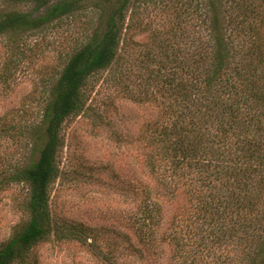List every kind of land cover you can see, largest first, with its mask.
<instances>
[{
    "label": "trees",
    "instance_id": "trees-1",
    "mask_svg": "<svg viewBox=\"0 0 264 264\" xmlns=\"http://www.w3.org/2000/svg\"><path fill=\"white\" fill-rule=\"evenodd\" d=\"M151 6L171 9L175 22L136 63L134 94L122 81L131 68L122 67L121 43ZM80 15L90 32L64 61L33 128L36 157L0 178L1 186H27L25 219L0 243V264H25L52 237L88 238L85 228L54 221L50 185L59 174L64 122L83 111L90 79L112 66L127 97L161 105L152 169L187 175L198 227L172 238L182 248L194 240L180 264H264V0H0V37L16 42ZM192 17L202 34L189 33ZM143 204L133 222L152 246L160 208L148 193Z\"/></svg>",
    "mask_w": 264,
    "mask_h": 264
},
{
    "label": "rangeland",
    "instance_id": "rangeland-1",
    "mask_svg": "<svg viewBox=\"0 0 264 264\" xmlns=\"http://www.w3.org/2000/svg\"><path fill=\"white\" fill-rule=\"evenodd\" d=\"M138 15L139 25L127 32L120 51L122 67L131 68L122 81L134 94L140 91L136 63L152 50L154 40L170 36L175 22V13L159 6ZM87 25V18L80 15L16 42L0 37V178L15 164L36 157L31 148L33 128L64 61L90 32ZM187 27L191 34L203 33L196 17ZM116 70L108 67L92 77L83 111L64 122L59 174L50 185L54 221L81 226L88 238L82 243L52 237L35 246L25 264H180L181 256L192 248L193 239L183 248L172 239L198 227L187 175L151 167L159 159L153 134L161 105L127 97L124 84L115 81ZM26 193L23 182L0 184V243L25 219ZM147 193L160 208L152 246L140 241L133 222L140 217Z\"/></svg>",
    "mask_w": 264,
    "mask_h": 264
}]
</instances>
